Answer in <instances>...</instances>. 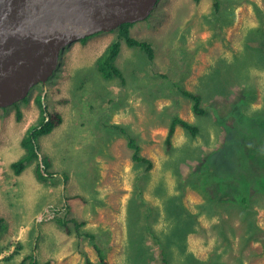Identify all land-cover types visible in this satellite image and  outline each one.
I'll return each instance as SVG.
<instances>
[{
    "label": "rangeland",
    "instance_id": "obj_1",
    "mask_svg": "<svg viewBox=\"0 0 264 264\" xmlns=\"http://www.w3.org/2000/svg\"><path fill=\"white\" fill-rule=\"evenodd\" d=\"M256 6L264 8V0H227L223 20H227L230 9L234 19L216 30L210 24L211 0H159L150 15L131 28L134 37L154 44V61H149L142 50L122 42L117 64L124 81L106 80L93 64L108 41L104 38L114 39L115 32L112 29L92 33L64 47L55 73L48 80L39 81L29 96L18 102L17 108H0V215L6 222L5 229L0 230V264H20L33 248L40 264H83L80 250L86 251L94 264H99L92 245L75 233L67 234L56 224V215L85 220V227L101 241L108 264H130V198L135 177L143 172L144 165L131 160L126 139L110 127L114 123L131 127L139 138L142 154L153 160L150 179L144 183V197L155 207L150 220L159 231L166 226L168 216L165 202L154 195V190L162 183L165 194H177L179 187L171 172L173 167L182 169L185 176L190 175L197 171V164L207 153L229 152L232 160L227 159L220 172L251 171L243 160L241 138L222 147L225 132L219 130L215 121L216 112L226 113L228 101L238 98L240 87L237 83L229 85L228 101L219 95L212 99L215 81L224 76L211 69L219 57L232 62L238 59L245 44L243 34L257 26ZM177 47L193 49L194 54L182 55ZM187 62L191 71L183 79V67H187L183 65ZM235 62V66L244 65ZM248 68L249 82L255 84L258 95L253 106L258 107L264 89V69ZM202 76L209 110L206 116L198 117L191 111L190 100L177 89L182 82L189 90L200 89ZM41 90L42 97L48 92L49 108L62 110L65 122L39 138L40 156L50 158L53 170L68 173L66 183L59 176L47 182L37 180L35 163L19 175L10 168V162L22 153L20 138L25 123L37 115L32 114L38 112L34 98ZM169 108L196 123L200 130L193 137L178 126L168 149L164 140L172 113ZM17 109L28 112L17 120ZM203 201L196 188L184 187L182 203L191 212H199ZM146 205H141L138 211L141 226ZM255 208V221L264 228V209L258 205ZM238 214L237 210L212 211L211 217L201 214L197 222L192 221L186 251L206 259L212 252L224 250L225 264H264L259 243L240 246L239 233L244 226ZM220 224L224 235L218 231ZM143 234L148 249L144 264H160L157 244L147 230ZM226 235L228 241L223 238ZM19 242L22 244L19 253L8 258Z\"/></svg>",
    "mask_w": 264,
    "mask_h": 264
},
{
    "label": "trees",
    "instance_id": "obj_2",
    "mask_svg": "<svg viewBox=\"0 0 264 264\" xmlns=\"http://www.w3.org/2000/svg\"><path fill=\"white\" fill-rule=\"evenodd\" d=\"M211 1L213 18L210 24L216 30L218 26H221L222 29V25H228L233 21L234 12L231 9L227 11L228 18L224 21V3L227 0ZM255 11L257 14V26L248 28L243 34L242 42H245L243 50L238 59L233 61L243 62L244 65L235 66L237 62L233 64L230 59L219 57L211 69L212 72H221L224 76V78L222 77V79L215 81L214 90L211 92L212 99L216 100V96L219 95L228 101L229 85L237 83L240 87L238 98L232 102L228 101L229 107L226 113L216 112L218 115L215 121L219 126V130L221 129L225 132L222 147L231 146L237 139L241 138L239 143H244L243 160H245L247 167L251 169L249 173L245 169H239L235 173L220 172L219 168L225 164L224 162L227 159L232 160L229 152L207 153L197 164V171L190 175L185 176L182 169L173 167L171 172L177 179L176 183L179 187L177 194H165L162 183H159L154 190V195L161 198L166 204L168 216L166 221L172 222L170 226H168L167 222L166 226H162V231H159L150 220L155 214V207L144 197V183L146 179H150V171L154 165L153 160L142 154L139 138L131 127L118 123L110 126L126 139V146L129 149L131 160L140 166L144 165L143 172H138L135 177L134 191L131 193L130 198V264H144L143 259L146 257L148 250L143 241L144 230H147L151 239L158 246L160 264H225L223 261L224 250L212 252L206 259H199L189 251L187 252L185 247L186 237L189 231L192 230V221L197 222L201 214L211 217L212 211L218 213L221 210H237L239 212L238 216L244 226L239 233L240 246L259 243L264 253V228L255 221L257 212L255 206L258 205L264 209V89L261 92V104L258 107H254L253 101L258 99V95L255 84L249 82L251 77L248 68L253 66L254 68L264 69V8L256 6ZM133 25L134 23L127 22L114 28L115 38L96 57L93 65L104 79L112 80L118 78L124 81L122 69L117 64L122 42L129 47L142 50L149 61L155 60L156 49L154 44L148 39L134 37L131 34ZM179 49L182 51V55L188 52L194 54L193 49L184 48L183 50L181 47ZM181 58L185 60V56H181ZM183 66H185L183 67L185 72L184 79L191 71V64L187 62ZM242 68L246 70L243 72ZM204 76H202L200 82V89L189 90L183 82L178 85L177 89V92L179 91L184 98L190 100L191 111L198 117L206 116L209 110L205 105L208 100L207 94L203 92ZM42 96L41 90L34 98L39 110L38 116L22 134L20 145L23 153L18 159L10 163V168L15 175H19L27 166L35 163L34 173L37 180L47 182L48 179L59 176L66 183L69 178L68 173L61 170L60 172L53 170L50 158L46 155L40 156L39 138L50 134L63 121L62 115L58 110L49 108L48 92L45 93L44 97ZM8 107L17 108L18 103ZM3 108L4 110L7 109L6 107ZM169 112L172 113L170 114L171 117L164 140V144L168 149L172 146V138L178 126L185 129L193 137L200 130L196 123L183 119L176 112H173V109L169 108ZM16 118L17 120L22 118V112L19 109H17ZM187 185L196 188L204 200L199 205V212H191L182 203L184 187ZM143 204L147 205L144 223L141 226L138 222V211ZM54 220L67 234L75 233L77 238L87 240L97 253L99 264H108L101 241L95 233L85 227V220L59 215L54 216ZM5 227V217L0 216V230H4ZM218 231L224 235L221 224ZM223 238L226 241L229 240L227 235L223 236ZM21 245L20 242L17 243L16 250L8 258L15 253L18 254ZM80 253L84 255L83 264H94L86 251L80 250ZM20 264H40L35 254V248H33L32 253L21 259Z\"/></svg>",
    "mask_w": 264,
    "mask_h": 264
},
{
    "label": "water",
    "instance_id": "obj_3",
    "mask_svg": "<svg viewBox=\"0 0 264 264\" xmlns=\"http://www.w3.org/2000/svg\"><path fill=\"white\" fill-rule=\"evenodd\" d=\"M159 0H0V108L56 71L67 45L147 18Z\"/></svg>",
    "mask_w": 264,
    "mask_h": 264
},
{
    "label": "crops",
    "instance_id": "obj_4",
    "mask_svg": "<svg viewBox=\"0 0 264 264\" xmlns=\"http://www.w3.org/2000/svg\"><path fill=\"white\" fill-rule=\"evenodd\" d=\"M108 38V41H107V43L105 44V45H103V47H102V49H101V51H100V53L104 50V48H105V46L113 39L112 37H110V36H107V37H105L104 39H107ZM104 39H102V40H104ZM100 43H102V44H104V42L103 41H101V39H100ZM99 53V54H100ZM98 54V55H99ZM97 55V56H98ZM63 100H65L66 99V95L64 94L63 96ZM59 98V97H58ZM67 98H68V96H67ZM62 99V98H61ZM69 99H70V97H69ZM53 109H55V110H58L60 113L62 112V110L61 109H59V108H55V107H53ZM70 110H71V108H70ZM21 112L22 113H24V117H25V115L27 114V112H28V110H22L21 109ZM37 114L32 120H29V122H27V123H25V129H24V132H25V130L28 128V126L30 125V124H32L34 121H35V119L37 118V116H38V113H39V110H38V112H32V114ZM62 115V114H61ZM62 118H63V121H62V123L59 125V126H61L64 122H65V119H64V117L62 116ZM184 119V118H183ZM186 120V119H185ZM188 121V120H187ZM57 128V127H56ZM175 130H177V128L175 129ZM23 132V133H24ZM22 153H23V150H22ZM22 153H21V155H22ZM20 155V156H21ZM14 161V160H13ZM11 163V162H10ZM55 171H58V172H60V170H55ZM1 216V215H0Z\"/></svg>",
    "mask_w": 264,
    "mask_h": 264
},
{
    "label": "bare ground",
    "instance_id": "obj_5",
    "mask_svg": "<svg viewBox=\"0 0 264 264\" xmlns=\"http://www.w3.org/2000/svg\"><path fill=\"white\" fill-rule=\"evenodd\" d=\"M100 96V95H99Z\"/></svg>",
    "mask_w": 264,
    "mask_h": 264
},
{
    "label": "flooded vegetation",
    "instance_id": "obj_6",
    "mask_svg": "<svg viewBox=\"0 0 264 264\" xmlns=\"http://www.w3.org/2000/svg\"><path fill=\"white\" fill-rule=\"evenodd\" d=\"M135 24V23H134Z\"/></svg>",
    "mask_w": 264,
    "mask_h": 264
}]
</instances>
